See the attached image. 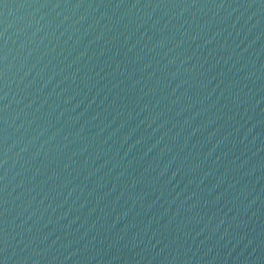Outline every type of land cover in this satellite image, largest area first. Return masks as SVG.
<instances>
[{
	"label": "water",
	"instance_id": "obj_1",
	"mask_svg": "<svg viewBox=\"0 0 264 264\" xmlns=\"http://www.w3.org/2000/svg\"><path fill=\"white\" fill-rule=\"evenodd\" d=\"M0 264H264V0H0Z\"/></svg>",
	"mask_w": 264,
	"mask_h": 264
}]
</instances>
